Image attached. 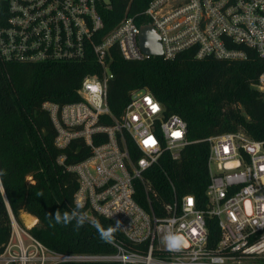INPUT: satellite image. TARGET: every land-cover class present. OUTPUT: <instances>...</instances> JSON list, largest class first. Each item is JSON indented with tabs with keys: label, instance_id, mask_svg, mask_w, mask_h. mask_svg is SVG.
<instances>
[{
	"label": "built area",
	"instance_id": "2783aa9c",
	"mask_svg": "<svg viewBox=\"0 0 264 264\" xmlns=\"http://www.w3.org/2000/svg\"><path fill=\"white\" fill-rule=\"evenodd\" d=\"M124 1L123 15L104 30L102 11L113 8L114 0H0V61L92 58L100 65L101 73L83 76L79 100H46L43 107L56 127L58 147L78 138L90 147V153L74 163H64L65 155L58 157L76 173L74 203L118 230L108 251L52 249L30 230L35 222L14 216L0 184L9 224L8 235L0 239V264H264V139L241 128L208 136L205 202L199 205L192 193H173L158 203V191L145 172L165 151L180 157L189 142L187 123L178 113L166 115L163 104L145 87L131 90L118 117L107 101L113 47L125 59L155 56L139 45L144 23L153 25L165 59L187 50L198 59H244L246 48L264 58V0H149L133 13L132 0ZM143 19L149 21H139ZM253 85L264 93V71ZM137 185L143 203L135 197ZM212 219L219 230L213 239L208 229ZM170 234L181 238L177 250L167 246Z\"/></svg>",
	"mask_w": 264,
	"mask_h": 264
},
{
	"label": "trees",
	"instance_id": "16d2710c",
	"mask_svg": "<svg viewBox=\"0 0 264 264\" xmlns=\"http://www.w3.org/2000/svg\"><path fill=\"white\" fill-rule=\"evenodd\" d=\"M149 0H132L130 13L144 8ZM126 2L114 0L113 8L103 10L105 28H111L123 15ZM148 22V19L139 20ZM244 59L195 58L191 50L175 58L155 55L142 60L125 59L117 47L110 51L107 101L111 112L120 116L133 88H148L163 104L164 113H178L187 123L188 144L179 158L168 151L159 163L145 172L159 194L158 203L170 200L173 193H192L199 205L205 202L209 181L207 137L223 131L243 129L256 139H264V93L253 84L264 71V58L246 48ZM101 73L94 59L83 61L3 62L0 61V180L14 216L21 220L25 212L37 218L30 228L48 247L58 251H108L101 240L96 221L103 228L115 227L108 219L87 212L74 203L78 186L74 171L58 161L74 163L90 153L81 139L58 147L56 127L43 102L59 103L79 100L77 92L83 76ZM110 122L111 118L106 117ZM97 136V135H96ZM94 141L97 142V137ZM103 139L105 137L103 136ZM130 142V141H129ZM132 153L138 156L134 149ZM169 176L175 190L168 181ZM136 199L145 200L137 185ZM154 202V204H157ZM83 213L88 221L78 229L76 220L57 223L55 216ZM210 237L218 235L214 219L208 224ZM9 232L8 214L0 196V239ZM116 232L118 230L116 229ZM64 264H118L115 262H81Z\"/></svg>",
	"mask_w": 264,
	"mask_h": 264
},
{
	"label": "clouds",
	"instance_id": "9594fccd",
	"mask_svg": "<svg viewBox=\"0 0 264 264\" xmlns=\"http://www.w3.org/2000/svg\"><path fill=\"white\" fill-rule=\"evenodd\" d=\"M0 175H3V173H0ZM2 184V182H0ZM78 207H82V205H78ZM75 219L76 225L75 227L78 229L79 227H82L86 221H88V217L84 215L83 213H77L73 212L71 215L65 213L63 218H61L60 214L57 213L55 216V220L57 223L63 222L64 224L71 223V221ZM94 227H96L97 232L99 233V236L102 241L106 243H113L114 242V233L116 232V227H108L107 229L101 227L98 222L91 221ZM119 226V222H117V227ZM165 241L167 243V246L170 250H177L181 246V238L176 235H168L165 237Z\"/></svg>",
	"mask_w": 264,
	"mask_h": 264
},
{
	"label": "water",
	"instance_id": "95a60500",
	"mask_svg": "<svg viewBox=\"0 0 264 264\" xmlns=\"http://www.w3.org/2000/svg\"><path fill=\"white\" fill-rule=\"evenodd\" d=\"M138 42L140 47L146 52L154 55H160L162 53L158 34L151 23H144L140 26Z\"/></svg>",
	"mask_w": 264,
	"mask_h": 264
},
{
	"label": "rangeland",
	"instance_id": "374dc122",
	"mask_svg": "<svg viewBox=\"0 0 264 264\" xmlns=\"http://www.w3.org/2000/svg\"><path fill=\"white\" fill-rule=\"evenodd\" d=\"M264 90V89H263ZM30 218H34L35 220L32 221V222H35V224L37 223V218L31 214H28V213H25V212H22L21 213V220H23L24 222L28 223V224H31V222L29 223L27 219H30Z\"/></svg>",
	"mask_w": 264,
	"mask_h": 264
},
{
	"label": "bare ground",
	"instance_id": "6f19581e",
	"mask_svg": "<svg viewBox=\"0 0 264 264\" xmlns=\"http://www.w3.org/2000/svg\"><path fill=\"white\" fill-rule=\"evenodd\" d=\"M28 220V222H32V221H34L35 219L34 218H30V219H27Z\"/></svg>",
	"mask_w": 264,
	"mask_h": 264
},
{
	"label": "snow or ice",
	"instance_id": "6c2138e0",
	"mask_svg": "<svg viewBox=\"0 0 264 264\" xmlns=\"http://www.w3.org/2000/svg\"><path fill=\"white\" fill-rule=\"evenodd\" d=\"M146 143H148V141H146Z\"/></svg>",
	"mask_w": 264,
	"mask_h": 264
}]
</instances>
